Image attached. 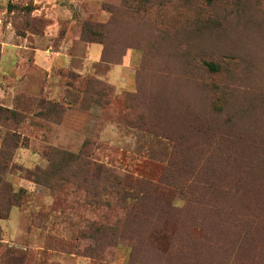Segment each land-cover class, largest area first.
I'll return each mask as SVG.
<instances>
[{
  "label": "rangeland",
  "instance_id": "374dc122",
  "mask_svg": "<svg viewBox=\"0 0 264 264\" xmlns=\"http://www.w3.org/2000/svg\"><path fill=\"white\" fill-rule=\"evenodd\" d=\"M0 108V264H264V0H0Z\"/></svg>",
  "mask_w": 264,
  "mask_h": 264
},
{
  "label": "trees",
  "instance_id": "16d2710c",
  "mask_svg": "<svg viewBox=\"0 0 264 264\" xmlns=\"http://www.w3.org/2000/svg\"><path fill=\"white\" fill-rule=\"evenodd\" d=\"M140 3V1H139ZM141 4L143 5H146L148 4V2H142ZM9 110H5V109H2L0 108V112H8ZM2 160L0 161V192H5V193H10L11 194V199H9V201H7V204L8 205H19L20 204V194L21 192L19 193H13L11 191V188L4 183L3 185V177L4 175L7 173V166H6V163L8 161V159L10 158V152L8 153H2ZM8 186V187H7ZM9 206V207H10ZM0 218H1V214H0Z\"/></svg>",
  "mask_w": 264,
  "mask_h": 264
}]
</instances>
